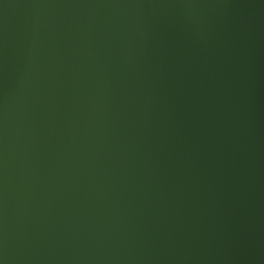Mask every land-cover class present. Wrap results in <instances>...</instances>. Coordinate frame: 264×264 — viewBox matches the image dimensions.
<instances>
[{"label": "water", "instance_id": "obj_1", "mask_svg": "<svg viewBox=\"0 0 264 264\" xmlns=\"http://www.w3.org/2000/svg\"><path fill=\"white\" fill-rule=\"evenodd\" d=\"M0 264H264V0H0Z\"/></svg>", "mask_w": 264, "mask_h": 264}]
</instances>
